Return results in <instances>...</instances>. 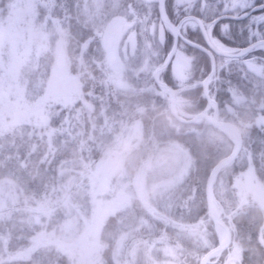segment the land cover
<instances>
[{
  "label": "snow or ice",
  "instance_id": "6c2138e0",
  "mask_svg": "<svg viewBox=\"0 0 264 264\" xmlns=\"http://www.w3.org/2000/svg\"><path fill=\"white\" fill-rule=\"evenodd\" d=\"M0 264H264V0H0Z\"/></svg>",
  "mask_w": 264,
  "mask_h": 264
},
{
  "label": "rangeland",
  "instance_id": "374dc122",
  "mask_svg": "<svg viewBox=\"0 0 264 264\" xmlns=\"http://www.w3.org/2000/svg\"><path fill=\"white\" fill-rule=\"evenodd\" d=\"M71 66L74 69H79L81 71H84V68L86 65L81 66L77 62L73 61ZM158 105L159 104H157L155 107H153V109L157 108ZM160 106H161V104H160ZM162 107H163V105H162ZM177 110L179 113H181L183 115H187V113H190L192 111L189 109L186 110V108L183 109L184 111L183 110L180 111V108L179 109L177 108ZM150 114H151V116H150ZM154 116H155V114L153 113L152 108H150L149 112H144V113L137 111L134 106L129 108V112H128V115L125 116V120L129 124V126H132L137 121H140L142 124L143 136H142V138H139V137L133 138L126 145L121 146V149L119 150V154L115 158V163L112 165V167L109 171V175L112 177V179L114 181L119 182L123 176L135 178L138 175H141L142 176V183L146 187H151L152 184L155 182L156 177L158 176L159 171H160V169H158L155 166L156 161L157 160L160 161V165L162 168H167L168 165H170L174 162L171 153H169L167 151L158 152L156 150V148L152 149L153 151L150 152V154L146 155V157L142 156L143 145H141V144L144 142V139H146L149 135L150 136L152 135V137H153L154 132L157 133L156 130L152 129V128H154L153 126L155 124H157V131H159L160 126L162 124V123H160L159 119H158L159 122L156 123V120H154L155 119ZM150 118L152 119L151 122L153 124L151 123L148 126L149 128H147L146 125H147L148 120ZM113 138H114V136H113ZM113 138H110L107 141V143L111 144ZM159 147L161 149H165L167 146L164 143L162 145L160 144ZM150 164L152 166H149Z\"/></svg>",
  "mask_w": 264,
  "mask_h": 264
},
{
  "label": "trees",
  "instance_id": "16d2710c",
  "mask_svg": "<svg viewBox=\"0 0 264 264\" xmlns=\"http://www.w3.org/2000/svg\"><path fill=\"white\" fill-rule=\"evenodd\" d=\"M69 55H71V53H69ZM90 70L91 69L88 66H85L84 71H90ZM150 108H152L153 113L155 114V116H154L155 119L154 120H156V123H158L159 120H160V123H162L161 126H160L159 131H157V124H155L153 126L154 128H152L153 130H156L157 133H155V134H156L157 138H159V132H160L161 129H163L165 127H169L172 124H178L181 121V120L177 119L175 116H173L170 113L169 108H168L167 105H163V107H162V105L160 106V104H159L158 107L154 108V109H153V107L148 106L146 112H149ZM181 110H183V109H180V111ZM186 110H188V109L186 108ZM189 110H191V109H189ZM150 116H151V114H150ZM151 118L148 120V123L146 125L147 128H149L148 126L152 123L151 122V120H152ZM151 137H152V135L151 136L149 135L146 139H144V142L141 144V145H143V147H142L143 148V153H142L143 157H146V155L150 154V152L153 151L152 149H155L154 141H153V138H151ZM160 144L162 145V144H164V142L161 140Z\"/></svg>",
  "mask_w": 264,
  "mask_h": 264
},
{
  "label": "water",
  "instance_id": "95a60500",
  "mask_svg": "<svg viewBox=\"0 0 264 264\" xmlns=\"http://www.w3.org/2000/svg\"><path fill=\"white\" fill-rule=\"evenodd\" d=\"M168 108H169V111L179 120H187L189 118L188 115H183V114L179 113L177 109L173 110L169 106H168Z\"/></svg>",
  "mask_w": 264,
  "mask_h": 264
}]
</instances>
